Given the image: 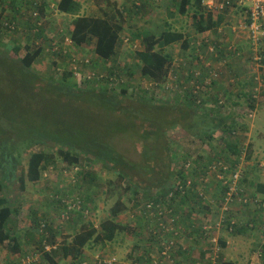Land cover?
Instances as JSON below:
<instances>
[{"label": "trees", "instance_id": "16d2710c", "mask_svg": "<svg viewBox=\"0 0 264 264\" xmlns=\"http://www.w3.org/2000/svg\"><path fill=\"white\" fill-rule=\"evenodd\" d=\"M40 1L41 7L39 8V13L41 14L43 12L42 10L49 9L50 4H48L46 0ZM135 1L138 2V5L134 2H126L134 7V9L136 8L139 10L143 15L147 11L146 5L149 4L150 0ZM228 1L231 2L232 0ZM53 2L55 3L56 0ZM202 2L203 0H180L179 2V13L181 15H185L188 9L193 8L191 16L193 26L197 33L215 29L216 26L219 25V19H217V21L213 20L212 14L207 13ZM153 3L155 5L153 8L155 9L157 8L156 6L160 5L159 3H155V1ZM75 4L76 3L73 0H60L58 3V10L62 13L73 14L74 12L72 11ZM238 6L245 7V11L248 10V4ZM139 12H136V14ZM2 13L3 11H0V38H2V34L16 37L20 32H23L26 35L27 43L33 45L34 49L28 44L24 46H14L3 43V45H0V77L4 80L0 92L5 93L7 89L11 88L10 84L12 83L17 94H21L19 90L30 88L32 93L31 96H33L34 93L39 92L50 98L60 100L61 108L58 115L59 119L53 123V125H43L37 112L32 113L31 117L22 116V121H20L22 126L19 128L14 124H10L9 116L4 117L0 115V245H5V249L12 254L22 253L24 254L22 257L25 256V252L22 249L24 243L20 235L16 232L15 216L19 213V207L11 205L1 193L7 182L15 179L14 176L16 175L17 166L21 161L22 154L25 151H29L26 172L22 173V175L20 174L18 178L20 188H23L25 179L29 182L38 181L48 163L52 161L54 157H58L67 165V167L76 166V168L78 167V169H80L79 172L76 173L78 176H81V179L77 178L79 184H81L82 181V184H85L86 182H94L96 179L95 174L88 170L84 172L82 171V168L84 166H91L95 163L111 170L120 182H126V192L130 189L127 184H130L139 187V190H142L141 192L143 193L154 195V197L139 205L136 208L139 209L134 211L133 215L134 218L137 217L147 226L148 240L157 242V245L160 247L159 252L163 249V246L166 243L170 240L173 241V244L167 252L169 256L171 251L175 248L178 240L183 236V233H180L177 229L179 223L178 220H181V216L178 215L179 213L175 207L182 206L184 209L185 203L189 202L190 205L197 210L203 207L201 203L206 205L207 202L204 201L198 191H187L185 194L180 192L174 193L177 197L167 199V193L172 187L169 182L171 178L170 167L172 163L171 149L175 144L170 141L169 135L175 130L182 128L191 137L204 136L207 141H211L213 138L211 133L216 129L221 130L223 135L235 130L231 125L225 126V120L228 119L231 113V105H222L221 107L217 105V108L220 110L227 108L229 113L226 117L215 116L210 118L209 123L206 120L209 117V114H206L207 112L204 113L201 109V101L205 97L208 100H212L214 103H218L219 99L217 93L219 91H216L217 89L211 93H207L205 97H200L193 93L190 94V91L185 89L187 90V94L183 96V94L178 91L182 88V84L177 83V85L173 87L178 90L169 88L167 93L165 92L167 95L165 100L154 101L152 99L155 93H159V91H157L158 89L161 92L164 91L162 84L165 83V80L167 81V79H171L173 75L171 74L172 72L168 74L169 66L173 61V58L170 54L165 53L164 51L167 47L177 44L178 42L181 43L179 44L181 45V49H188V42L184 35L181 32L172 31L170 29H165L159 34H154L151 31L137 33L136 36L141 38L143 44V49L136 53L137 59L140 63V74L142 79H146V81L152 85L150 88H146V86L135 87L134 89L139 91V98H133L134 100L132 101L129 99L131 97H123L125 95L126 87L128 86H124L125 89L119 91V94L107 90L106 87H97L96 85H98L100 80L113 82V78L111 80V78L99 77L97 74L90 75L86 73L85 76L92 77L85 79L84 82H82V85H84L83 88H78L74 82L76 69H68L72 63L76 64L75 60L73 62L68 60L65 68L61 65H54L55 61H53L49 76L46 80L40 79L43 80V82H46L42 86L34 83L37 75L31 71V68L41 57L44 44L48 47L53 46L51 52L59 54L72 42L75 45H82L88 44L94 39V54L97 56L95 62L99 63L100 61L107 62L108 60H111V58L116 55L117 46L120 44L119 35L122 30V20L118 17L120 16L118 11L111 16L106 15L105 18L88 16L74 17L72 21L67 24V30L64 29L63 25H60L53 30L47 29L46 23L48 20L42 21L41 24L38 25L40 21L31 16L28 17L29 19H21L17 23H13V20L3 18ZM41 16L44 17V15ZM246 20L247 25L250 21L249 19ZM21 51H23L21 56H17L16 58L9 56L10 52L18 55ZM260 56L263 57V54L261 53ZM202 59V57H196L195 60L199 61ZM90 62L92 61H89L88 65H85L84 62L80 63L81 66L78 65L80 70L88 68L89 65L91 66ZM207 71V73L204 74V69L202 70L203 77L204 75L207 76L213 73L212 69ZM52 72L58 73L57 77H54ZM186 74L189 75L187 77L191 78L190 81L194 80L193 78L196 77L195 70H192L190 67L186 69ZM197 76L201 78V74H198ZM262 78V86H264V74ZM9 81H11V83H8ZM121 82L123 83V81ZM219 84V81H217L215 86H218ZM221 92L225 94L228 93V97H233V95L226 89H224V92ZM150 93H153L152 97L148 96ZM162 97H164V95ZM236 97L237 99H234V104H232L234 106L240 105V97H246L244 98L246 99L244 104L251 110L250 114L247 113L246 115L250 116V120L252 121L257 115L259 105L264 102V88L260 93H257V90H251L248 93L242 92ZM129 100L131 101V104H129L128 107H124L126 106L125 102ZM181 101L184 103H180ZM225 101H227V99H225ZM154 104H159L161 106H154ZM34 105L35 103L31 105L23 104L21 106L25 115H27V109ZM198 107L199 110H201L200 113L196 114V111L194 112L192 108L198 109ZM237 117L244 116L237 114ZM197 118L202 123H196ZM13 121L15 122V118H13ZM197 125L204 128L200 132H195ZM118 136H132L137 138L141 144V156L139 161H132L126 158L114 147V138ZM229 136L231 137L230 133ZM47 141L56 145V153L54 155H49L44 151L30 153V150L33 147H41ZM221 141L230 153H225L223 155L225 158L228 157V161H230L232 165L237 164L236 161L241 158L242 154H247L245 149H241L239 146L237 147L235 141H227L222 138ZM161 143H163L160 146L164 150V156L158 154L156 147ZM52 156L54 157L52 158ZM183 159L192 160L189 157L181 158V160ZM177 161H180V159H174L173 164H176ZM194 162L196 163L197 169L200 170L198 173L204 174L207 166L199 165V161L192 160V164H194ZM210 163L211 161L209 164ZM258 166L259 164L252 166L247 165L248 169L254 173V177L251 180L247 177V173H241V177L235 185L236 188H238L237 194L232 195L233 198L227 203L228 207L232 206L233 203H235L234 205H239L240 208H243L244 206L246 207L248 204V201L244 203V199L237 200V196L240 193V187L242 189L240 195L244 194L245 189L247 199H258L260 202L264 203V182L260 180L259 174L260 170L264 169V166L261 168ZM231 169L235 170V167H231ZM193 174L195 173L191 172L190 177L193 176ZM141 176L146 179L138 181L137 177L141 178ZM154 176L157 178L156 180H152ZM148 179L152 180L151 186L148 185ZM210 180H216L214 175L207 177V181L209 182ZM194 182L193 179V186ZM230 182L231 180H228L223 184L218 182L220 185L216 187V190H212L210 193L211 195L213 194V191L219 193L218 196L221 198L219 205L221 208L226 193L229 191ZM253 183H255L254 187H252ZM250 186L252 187L251 191H247L248 188L250 189ZM151 190L156 192L151 193ZM203 190L204 192L207 190L206 186ZM194 199H197L199 202L197 201L198 203H196ZM150 202L154 204L165 202V208L163 207V210H159V214L156 210L147 211L144 207ZM85 207L87 206L84 205L83 208ZM124 210L125 205L121 201V198L118 197L109 210L110 217L100 224L99 229H96L91 223H87V225L81 227V230L71 237L70 241H65L58 248L55 247V249H51L54 251L50 250V252H47L44 250L46 245L51 247L54 246L52 245L53 242L48 240L49 236L47 235V232L51 237H55L56 232H58L54 231L46 221H41L42 219H33L32 223H34V228L32 227L31 234L33 236H40V239L37 242L38 247H40L39 252L43 254L45 260L50 264H58L55 261L56 257H54V255L59 256L62 259H74L80 262L79 264H82V261L85 260L84 254L86 249L94 250L95 248H98V250H103L108 244H115L119 234H124L129 230L127 225L120 223L117 220L118 215ZM215 210H217V216L218 211L222 214L219 206L216 207ZM257 211L258 212L255 213L258 218L264 216V207H258ZM223 212L230 213L228 209ZM181 213L183 215L184 213H187L193 219H196V216L190 214L193 213L190 210L188 212L182 210ZM76 214L80 218L78 213ZM215 217L216 213L213 215V218ZM219 219L220 217L218 216L217 220L212 223L211 226L216 225ZM232 221L236 223L233 226V232H236L237 228L245 227V224H240L237 220ZM200 222L201 223L194 228L196 230L199 228L200 235L197 239L199 242H202L200 245L201 253L198 254L199 257L197 259H194L190 263L233 264L230 261L225 263L223 260L222 253L225 247L220 239L217 240V242H212L207 237L203 236L204 232L202 231V227L209 226L207 219ZM10 226L12 227L10 228ZM168 226H173L176 233L169 232L165 229ZM56 230H58V227ZM20 232H23V229ZM259 247L261 249V264H264V242L260 244ZM117 260L123 262L120 259ZM166 262L167 260L164 264ZM171 262H175V260H168V263ZM138 263L141 264L143 262L139 260Z\"/></svg>", "mask_w": 264, "mask_h": 264}, {"label": "rangeland", "instance_id": "374dc122", "mask_svg": "<svg viewBox=\"0 0 264 264\" xmlns=\"http://www.w3.org/2000/svg\"><path fill=\"white\" fill-rule=\"evenodd\" d=\"M22 1L23 0H0V11H3V18L16 20L14 14H18V10L22 7ZM105 1L107 0H84L83 15H101L100 11L104 9L103 5L107 6V4H111L110 2ZM179 2L180 0H162L160 2L161 6L158 7V10H156L155 8H153L155 7L153 1L150 0L149 4L146 5L147 11L143 15L144 19L142 22L140 21L139 23H137L136 19L138 15L134 14V17L130 18V21H125L127 23L126 25H122L123 31H121L120 33V44L118 49L116 50V55L112 57L111 60H108L107 62L100 61L99 63L92 61L90 62L91 66L89 65L88 68H84L82 70H80L79 66H81V64L79 62H77L76 64L72 63L68 67V69H73L74 67L77 69L78 73H76L75 75L76 77L74 78V82L76 83V86L78 88H83L84 85H82V82H84L85 79H89L90 77H92L85 76L86 73L90 75L97 74L99 75V77H107L108 79L111 78V80L113 78V82H105L103 80H100L98 85L95 84L97 87H106L107 90L119 94V91L125 89L124 86H128L126 87L125 95L123 97H131L129 99L133 101L135 98H139L138 92L136 96H134L133 94L130 95V92L128 95V90H134V88L137 86H146L150 88V86L152 85L151 83L146 81V79H142V76L140 74V63L137 59L136 53L143 49V44L141 38L139 36H136L137 32H141L142 29L151 31L154 34H159L165 29L181 32L188 42V49L181 50L179 46V44H181L180 42H178L177 44H173L172 46H169L165 49L164 52L170 54L174 61V63H170L168 71V74L172 72L171 74L173 75L171 79H167V81L165 80V83L162 84L164 87V91L161 92L158 89L157 91H159V94L152 99L154 101H161L162 96L165 95V92L169 90V87H173L177 85V83L182 84V86L187 85L191 78L187 77L189 75L186 74V69L190 67L192 68V70H195L196 77H194L193 79H195L196 83L199 85V92L203 93L199 94L200 97H205L207 93H211L215 89H217L216 91H219L217 93L218 99L223 100L225 102L224 105L232 106L231 113L228 119L225 120V126L231 125L235 129L234 131L236 132V134L234 138L236 139L235 142L237 143V147L239 146L240 148H244V145H247V154H244L245 157H243V163L238 164L240 166L238 168H240L242 172L247 173V177L251 180V175L254 176V173H249L247 165L252 166L259 164V168L264 166V142L259 136L255 134V136H251V134L249 133V126L247 125L251 122V120L250 116L246 115L248 113V107L244 104L246 102V99L244 98L246 97H240V105L234 106L232 104H234L233 100L237 99L236 96H238L242 92L248 93L251 90H257V93H260L264 88V86H262V77L264 74V70L260 67L264 66V58L260 56L261 53H264V39L262 40L261 44L256 47L252 46L248 41L246 49L250 50L248 51V57L242 54L240 55V53L238 55H235V59L240 63L237 64L241 67L238 74L230 75V77L226 79L227 72H225L224 77H221L220 73L222 69L216 68L215 70H213L212 74H209L207 76L204 75V77L202 78V70L206 69V67H210L208 66V63L205 64L206 66L204 65L205 61L208 62L209 59H205V57L209 56L211 58L209 60L222 62L221 60L224 59V56L221 57L216 48H214L213 52H210L209 48L213 47L211 43H204L202 39H198V33L195 31L191 16L193 8L188 9L185 15H181L179 13ZM149 12H152V14L147 17V14H149ZM17 17L19 18V14ZM59 17L61 16L58 15L57 19ZM53 18L49 16V19H47L46 17V19L48 20L46 23L47 29L53 30L58 27V25H63V21L60 23L61 20ZM165 18L168 19L167 22ZM15 20L13 21L15 22ZM132 21L135 22L134 25L132 24ZM245 24L246 23L243 20L242 23L238 24L239 28L237 30L239 36H242L243 38L244 33L246 32L243 29V26ZM132 27H134L135 30L131 29ZM127 29L129 33L127 32ZM1 37L2 38H0V45H3V43L14 46H24L28 44L26 41V35L23 32H20L16 37H11L8 34H2ZM90 44H93V42L91 41ZM229 45L233 44H228L227 47ZM29 46L34 49L33 45ZM42 48L43 51L40 59L31 68V71L35 73V75H37V80L35 79L34 83L39 86H42L46 83L40 79L46 80V78L49 76V74L51 73V65H53V61H55L54 65H61L63 68H65L68 60L72 61V59H75L73 55H70V45L64 48L59 54L51 52L53 46L48 47L46 44H44ZM22 54L23 51L19 52L18 55L10 52L9 56H11L12 58H16L17 56H21ZM199 56L203 59L199 61L195 60L196 57ZM254 57L261 59L259 63L257 62L258 65L256 64V62H254ZM52 74L54 77H57L58 75V73L54 72H52ZM198 74H201V78L197 76ZM220 77L224 79L223 81H221L223 83L215 86V83L221 80ZM3 81L4 80L0 77V88L4 84ZM121 81H123V83ZM8 83H11V81H9ZM10 85L11 88L7 89L5 93L0 92V115L4 117L9 116L11 125L14 124L17 128H19L20 126H22L20 124V121H22V116L31 117V114L36 112L38 113L40 121L43 123V125H53V123H55L59 119L58 115L61 108L60 100L50 98L49 96L36 91V93L31 96L32 93L30 88L19 90L21 92V94L19 95L16 93L12 83ZM224 89L229 91L230 94L233 95V97H228V93L225 94L220 92H224ZM179 93L181 92L179 91ZM148 96L152 97L153 93L148 94ZM225 99H227V101H225ZM34 103L35 105L29 107L27 109V115H25L24 110L21 108V106L23 104L31 105ZM180 103L184 102L181 101ZM129 104H131L130 100L125 102L126 106L124 107H128ZM154 106L161 105L154 104ZM192 109L194 112L196 111V114L200 113L201 109L202 111H204V113L207 112L206 114H209V117L206 119L208 123L210 118H213L215 116L226 117L229 113L227 108H223L221 110L218 109L217 103H214L212 100L206 99V97L201 101L200 110L199 107L198 109ZM237 114H240L244 117H237ZM13 118H15V122L13 121ZM197 122L202 123L200 120H198V118L196 119V123ZM203 128L204 127H200L199 125H197V129L195 132H200ZM211 134L213 137L211 141H207L206 137L204 136L191 137L182 128L175 130L169 135L170 141L175 143L171 149L172 163L170 167L171 178L169 180L171 185L173 183L172 181L175 178V174L179 176V169L177 168V166H175L176 164H173L174 159L178 160L184 157H189L192 160L199 161V165L207 166L209 162L212 161L215 156H217L227 164H229V166L231 167H234L236 165H232L230 161H228V157L225 158V156L223 155L225 153H229V151L225 145L220 144V135H222L221 130L216 129ZM227 141L234 142L233 138H228V135ZM113 144L114 147L118 151H120L126 158L132 161L140 160L141 144L136 137L118 136L114 138ZM162 144L163 143L158 144L156 147L158 154L164 156V150L160 146ZM38 151H44L49 155H54L56 153V145L47 141L41 147H33L30 150V153ZM257 151H260L263 154H260V152ZM28 154L29 151H25L22 154L21 161L17 166L18 168L16 170V175L14 176L15 179L13 181L11 180L7 182L3 192L1 193L4 197H6L11 205L19 207V213L17 216H15L16 232L18 235H20L24 243L22 249L25 252V256L22 257V255H24L22 253L12 254L5 249V245L1 244L0 264H50L47 260H45L43 254L39 252L40 247H38L37 242L40 239V236H33L31 234V231L34 228V223H32L33 219H42L41 221H46L54 231H58L56 232L55 237H51L47 232V235L49 236L48 240L52 241V245H54L52 246V248L50 247V249H54L55 247L58 248L63 244V242L70 241L71 237L75 233L79 232L81 230V227L87 225V223H91L96 229H99L100 224L110 217L109 210L114 205L118 197H120L121 201L124 203L125 210L118 215L117 220L118 222L127 225L129 230L124 234H119L117 236V241L115 242V244H108L107 247L105 246L103 250H98V248H95L94 250H90V253H85V260H87L89 264H98V260L96 259V257L99 256V258L106 259L107 256H114L115 258L123 261V263L131 264L132 260H136L137 256L139 257L141 254L142 256L146 255L147 257H158L159 252L157 255H155L156 249L158 247L157 242L148 240L149 236L147 226L137 217L134 218L133 215L134 211H137L139 209H136L139 205H141L144 201H147L150 198L154 197V195L143 193L141 192L142 190H139V187H135L134 185L130 184H127L130 189L126 192V182H120L116 175L111 172V170H108L107 168L102 167L100 164L95 163L91 166H84L82 168V171L84 172L88 170L95 174L96 179L94 180V182H86L85 184H82V181V183L79 184L77 178L81 179V176H78L76 173H78L80 169H78V167L76 168V166L67 167V165L63 161L54 156H52V158L54 157V159L50 161L44 168L41 174V178L38 181L29 182L27 179H25L23 188H20L18 178L20 174L22 175V173L26 172ZM236 162L238 163L239 160H237ZM191 172L195 173L193 174L195 181V190L203 189L200 186L202 185L201 181L207 180V176L205 175V173H198L200 172V170L197 169L195 162L193 164ZM259 173L261 176H263L264 169H261ZM145 179L146 178L143 176H141V178L137 177L138 181H143ZM156 179L157 178L155 176L152 178V180ZM152 180L148 179V185L151 186ZM263 180L264 177L262 178V181ZM204 185L206 186V191L209 192L211 190L217 189L216 187L220 184L216 180H210L209 182L206 181ZM254 186L255 183L252 184V187ZM252 187L250 186V189L248 188L247 191H251ZM206 191H203L202 197L204 201H207L206 203L209 205L208 208L214 211L216 207L219 206L222 214H220V212L218 211V216L220 217L218 221H225V223H222L219 227L213 225L212 229L209 231L210 237H214L217 240L225 239V241L229 242L230 246L225 247L222 253L225 263L229 262L228 259L231 257L234 261H236L237 264H261V259H257L256 256L258 251L261 252V249L259 247V239L256 235V232H254L256 229H251V231L249 230L244 233L237 232V235L234 234L232 236H229L234 232H229V230L221 227L223 224L228 225L232 220H237L240 224H246L251 219V223H254L256 221L255 218L257 215L255 212H258V208L254 206H244L243 208H240L239 205H234L235 203H233L230 207L224 205L223 203L221 208L219 205L221 198L216 195H211V192L207 193ZM155 192L156 191L151 190V193ZM194 201L196 203L199 202L197 199H194ZM84 205H86L87 207L83 208ZM201 205L203 204L201 203ZM193 209H195L196 211L195 207H193ZM225 209H228L230 213H224L223 210ZM216 211L217 210L209 214L212 216L216 213V217L208 221L210 226L218 218ZM76 213H78L80 218ZM204 216L205 215H203V218L206 219ZM197 221L199 222L202 220L197 219ZM11 227L12 226H10V228ZM57 227L58 230H56ZM22 229L23 232H20ZM177 229L180 233L182 232L180 222L178 223ZM194 229L195 228H191L189 233L191 235H198L199 230L197 231V233H195L192 232L194 231ZM193 239L195 238L193 237ZM137 242L139 243V246L134 245ZM200 243L202 244V242ZM228 249H230V251H228ZM44 250L50 252V250H46L45 248ZM54 257H56L55 261L58 264L80 263L70 258L62 259L61 257L55 255ZM177 263L171 262L168 264Z\"/></svg>", "mask_w": 264, "mask_h": 264}, {"label": "crops", "instance_id": "0c3cea01", "mask_svg": "<svg viewBox=\"0 0 264 264\" xmlns=\"http://www.w3.org/2000/svg\"><path fill=\"white\" fill-rule=\"evenodd\" d=\"M46 1L48 2V4H50L49 9L42 10L43 12L41 14L39 13L40 15H44V17L42 16L43 21L49 19V16L52 18L54 16L53 19H57V16L60 15L61 17H59L57 20H61L60 22H62V21L64 22L63 23L64 29H66L67 24L70 23L74 17L76 18L79 16H88V17H94V18H105L106 15L111 16V15H113V13L116 14V11L119 12L118 14L120 16H118V17L121 18L122 22H124V23L121 22V26H122L123 24L126 25L127 24L126 22L130 21V18H133L134 14H136V12H139V10H137L136 8L134 9V7L130 6L126 1H123V0H107L105 2H110L111 4H107V6L103 5L104 9H102V11H100L101 15L100 14L97 16L96 15L91 16L89 14L83 15V10H84L83 2H84V0H73L76 3L74 5V9L72 11L74 13L73 14H67V13H62L58 10V3L60 2V0H56L55 3L53 2L54 0H46ZM154 1H155V3L160 4V2L162 0H154ZM219 1L220 0H215V3L219 2ZM21 4H22V7L19 9V11H21V13H22V15L19 16L20 20L21 19H29L27 17V11L30 10V0H23L21 2ZM238 5L239 4H233L231 7H228L229 9L227 8L224 11L215 10V7H211L209 9L206 8L207 13L212 14L213 20L217 21V19H219V25L216 26L215 29H211V30H207L205 32L198 33L197 34L199 37L198 39H202L204 43L210 42L211 45L214 48H216L217 51L220 53L221 57L224 56V59L221 60L222 62H219V61L217 62L215 60L214 61L209 60V59H211L209 56L205 57V59H208V58L209 59H208V62L205 61L204 65L208 63L209 64L208 66H210V67L209 68L206 67V69H204V74L208 72L207 70H210V69L215 70L216 68H219V69L221 68L222 69L221 73H220L221 77H224L225 72H227V74H226V79H227L228 77H230V75L238 74L239 70L241 69V67L238 65L240 63L235 59V55H234L235 52H233L232 50H234V51L238 50L240 55L242 54V55H245L246 57L249 56L248 51H250V50L249 49L246 50L247 49V43H248V40L246 39L247 35H246V33H244V38H243L242 36H239V34L237 32V30L239 28L238 24L242 23L243 20L246 23L247 13L244 9L245 7L238 6ZM129 6H130V8H129ZM159 6H161V4L156 6L157 7L156 10H158ZM39 8H38V12H39ZM138 14H137L138 16L136 19L137 23H139L140 21L141 22L143 21V19H144L143 15L145 13L142 15V13L139 12ZM150 14H152V12H149V14H147V17ZM46 17H47V19H46ZM165 20H166V22L168 21V19H166V18H165ZM132 24L134 25L135 22L132 21ZM131 29L135 30L134 27H132ZM66 30H65V32H66ZM121 31H123V26H122ZM142 31H148V30L142 29L141 32ZM127 32H128V29H127ZM120 37L121 36L119 35V38ZM91 41L93 42V44H90ZM91 41L88 44H82V45H75L72 41H70L72 43L70 44V51L69 52H70V55L74 56L76 63L77 62L82 63L85 61H96L97 56H95V54H94L95 40L92 39ZM228 44H233V45H229L227 47ZM179 46L181 48V45H179ZM118 47L119 46H117V49H118ZM240 51L244 52V53H241ZM194 52H195V50H194ZM262 54L264 57V53H262ZM247 62H248V60H247ZM247 62H246V64H247ZM171 63H174V61H172ZM198 63H201V62H198ZM223 80L224 79L221 78L219 83H223V82H221ZM247 126H249V133L251 134V136H253L255 134V135L259 136L261 138V140L264 142V102H262L259 105L258 112H257L255 119L252 120L250 123H248ZM257 152H260V151H257ZM260 154H263V153L260 152ZM248 171H249V173H252V171L250 169H248ZM251 176L253 179L254 176L253 175H251ZM263 177H264V175L263 176L260 175L261 181H262ZM262 182H264V180ZM214 190H216V189H214ZM211 191H209V192H211ZM209 192H207V193H209ZM212 195L218 196L219 193L217 191H213ZM202 206H203L202 207L203 209L199 208L196 211H195V209H193V207L190 205L189 202L185 203L184 209L182 208V206L175 207V209L179 213L178 215L181 216V220H178V222H180V227L182 229L183 236L178 240V246L176 244L175 248L171 251V254L166 259L167 262L165 264H168V260H170V259H171V261H172V259L175 260V263L178 262L177 264H191L190 262H192L194 259H197L199 257L198 254L201 253V247H200L201 243L199 242V240L197 238L199 237L200 234H198V235L192 234L191 235L189 233V231L191 230V228H194L198 224L201 223L200 221L199 222L196 221L197 219H200L202 221L205 220L203 218V215H205L204 217L207 219V221L212 220L213 215L211 216L209 214L214 212L208 208L209 205L207 203H206V205H202ZM179 207H180V209H179ZM182 210H184L185 212H188L189 210L192 211L193 213H190V214L193 216H196V219H193L187 213H184V215H183L181 213ZM257 218H258V216H256L255 220H257ZM249 224H251V219L246 223L245 227L237 228L236 232H234L233 234H231L229 236H232L234 234L237 235V232L244 233V232L249 231V230L251 231V229L249 228ZM198 230H199V228H197V230L194 229V232L197 233ZM229 236H227V237H229ZM193 237L195 239H193ZM220 240L222 241V243H224V247L230 246L229 242L225 241V239H220ZM138 242L134 245L139 246ZM159 248L160 247L158 246L156 249L155 255L158 254ZM149 249H151V248H149ZM228 251H230V249H228ZM85 253H90V250L86 249ZM158 256H159V254H158ZM146 257H147L146 255L142 256V254H141L139 257L137 256L136 260L133 259L131 264H139L138 263L139 260L141 262H144L147 259ZM148 257L150 258L151 256H148ZM229 257H230V255H229ZM228 260L234 264H237L236 261H234L231 257Z\"/></svg>", "mask_w": 264, "mask_h": 264}, {"label": "built area", "instance_id": "2783aa9c", "mask_svg": "<svg viewBox=\"0 0 264 264\" xmlns=\"http://www.w3.org/2000/svg\"><path fill=\"white\" fill-rule=\"evenodd\" d=\"M130 2H134L136 5H138V2H136L135 0H129ZM204 2H202L205 6V8L209 9L211 7H215V10L218 11H223L224 9H227L228 7H231L233 4H239V5H244V4H248V10H246L247 13V19H249V24H245L243 26V29L246 31V39L249 41V43H251L252 46L256 47L258 45L261 44L262 40L264 39V0H232L231 2H229L228 0L223 1L220 0L219 2L215 3V0H203ZM41 7V1L40 0H30V10L27 11V17L31 16L32 18L37 19L38 21H40L39 24H41V22L43 21V17L39 14L38 12V8ZM18 14L19 16L22 15L21 11L18 10ZM18 14H15V19H9V20H15V22L13 21V23H17L20 18H18ZM40 15V16H39ZM8 19V18H7ZM18 20V21H17ZM210 52L214 51V47H210L209 48ZM233 52H235V55L239 54L238 50H232ZM199 58H201L199 56ZM254 62L259 63L260 58L254 57ZM75 59H72V61H74ZM85 65L89 64V61H85L84 62ZM258 65V64H257ZM263 70H264V66H260ZM74 69H76L74 67ZM192 69V68H191ZM76 73H78L77 69H76ZM76 75V74H75ZM148 88V87H146ZM169 88H174V87H169ZM175 89V88H174ZM188 89L190 91V94H196L199 95V85L196 83V80H192L190 81L187 85H183L182 88L179 90L183 96H185L187 94V90ZM189 91H188V95H189ZM134 95L136 96L137 92L139 93V91L137 89L128 90V95ZM167 93V91H166ZM159 93H155L154 98L158 95ZM153 98V97H152ZM167 98V95L165 94L164 97H162V100H165ZM256 98V97H254ZM225 102L223 100H219L217 105L218 106H222L224 105ZM250 109L248 108V113L250 114ZM231 134V137L233 138V140L235 141L236 139L234 138L236 132L235 131H231L229 132ZM229 133H226L225 135H220V144H223V142L221 141V138L224 140H227V135L229 136ZM229 136V139L231 138ZM247 145H244V148L241 149H245L246 150ZM244 154L241 155V158L239 159V162L234 166L235 170L231 169V166H229V164H227L225 161H223L222 159H220L219 157L215 156L214 159L211 161L210 164L207 165L206 171H205V175L208 176H213L216 178V181L219 182L220 184L226 183L228 180H231V184L229 187V191L226 193L225 199H224V205L227 206V203L229 201H231V199L233 198V194H237V190L238 188H236V183L238 182L239 178L241 177V173L242 170H240V167L238 164L243 163L244 160ZM177 168L179 169V176H177L175 174V178L173 180L172 183V187L170 188V190L167 193V199H171L172 197H177L174 195V193H182L185 194L187 191H198L199 194L201 196H203V189L205 188L204 183L207 180H203L201 181V188L203 189H198L195 190V186H193V176L190 177L191 174V170L193 168V164H192V160H181L177 161L176 165ZM192 178V179H191ZM202 180V179H201ZM193 186V187H192ZM240 189V193H242V189L241 187ZM240 193L238 194V198L237 200L240 199H244V203L248 201V204L246 205L248 206H254V207H264V203L260 202L258 199H252L246 198V192L244 189V194L240 195ZM260 202V203H259ZM165 202H158L156 204L150 202L147 203L145 205V209L148 211H152V210H156V212L159 214L160 211L159 210H163L162 208L164 206ZM170 205V203H169ZM227 210V209H225ZM224 211V210H223ZM178 217V216H177ZM222 223H224V221H218L216 223V226L219 227ZM236 223L233 221H230V223L228 225H222L221 227H224L225 229L229 230V232L233 231V226ZM161 225V224H160ZM249 228L255 230L256 235L260 241V243L264 242V216L257 218V220L254 223L249 224ZM167 229L169 232H175L173 226H168ZM212 229V226H203L202 227V231L203 236L207 237L209 240H211L212 242H217V239L214 237H210L209 236V231ZM173 244V241L170 240L168 243H166L163 246V249L160 251L159 256L158 257H150L143 262L141 264H164V262L166 261V259L168 258V249L171 247V245ZM51 246H45L46 250H51L50 249ZM52 248V247H51ZM55 249V248H54ZM258 257V255H257ZM96 259L98 260V264H125L123 262L118 261L115 257H110L107 256L106 259L103 258H99L96 257ZM82 264H89V262L87 260H83Z\"/></svg>", "mask_w": 264, "mask_h": 264}, {"label": "clouds", "instance_id": "9594fccd", "mask_svg": "<svg viewBox=\"0 0 264 264\" xmlns=\"http://www.w3.org/2000/svg\"><path fill=\"white\" fill-rule=\"evenodd\" d=\"M245 225H246V224H245ZM254 232H255V231H254ZM259 242H260V241H259ZM260 244H262V243H260ZM260 253H261V252H259V251L257 252V254H256V256L258 255L257 259H260Z\"/></svg>", "mask_w": 264, "mask_h": 264}]
</instances>
